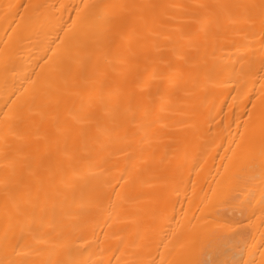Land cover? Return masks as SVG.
<instances>
[{"label": "bare ground", "instance_id": "obj_1", "mask_svg": "<svg viewBox=\"0 0 264 264\" xmlns=\"http://www.w3.org/2000/svg\"><path fill=\"white\" fill-rule=\"evenodd\" d=\"M262 121L264 0H0V264H264Z\"/></svg>", "mask_w": 264, "mask_h": 264}, {"label": "snow or ice", "instance_id": "obj_2", "mask_svg": "<svg viewBox=\"0 0 264 264\" xmlns=\"http://www.w3.org/2000/svg\"><path fill=\"white\" fill-rule=\"evenodd\" d=\"M85 7H89L85 5ZM92 7H102L101 5H92ZM249 119L251 120V113L248 114ZM262 133H264V121H262ZM262 146H264V136H262ZM264 154V153H262ZM262 178H264V172H262ZM238 200V196L234 194L233 189L225 188L219 193L218 203L225 210L230 207L236 206V201ZM232 228L230 223L224 219L220 218L215 221V226L210 227L206 233L207 239V249L210 252L222 253L226 247L230 244L232 239ZM180 264H228L227 261H216V260H183Z\"/></svg>", "mask_w": 264, "mask_h": 264}]
</instances>
